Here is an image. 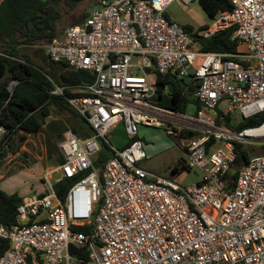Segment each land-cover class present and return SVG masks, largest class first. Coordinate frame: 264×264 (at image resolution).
Returning <instances> with one entry per match:
<instances>
[{
	"label": "built area",
	"instance_id": "1",
	"mask_svg": "<svg viewBox=\"0 0 264 264\" xmlns=\"http://www.w3.org/2000/svg\"><path fill=\"white\" fill-rule=\"evenodd\" d=\"M172 1L98 0L82 23L47 45L50 60L95 73L69 98L95 132L81 138L65 130L64 162L46 175V192L24 197L13 229L0 223V238L11 241L0 264H264V153L252 156L233 188L226 182L235 144L264 145V122L236 130L216 118V108L238 110L243 119L264 114V0H231L232 11L199 31L208 38L236 26L245 50L229 58L194 47L185 25L165 13ZM179 1L188 7L194 0ZM158 74L199 83L201 108L194 103L188 114L160 106L153 100ZM119 122L131 138L138 124L165 125L185 138L187 157L176 172L200 170L201 180L182 185L144 169L143 140L124 148L110 142ZM5 132L0 122V140ZM102 139L113 155L100 169L94 160ZM218 140L224 146L213 150ZM87 171L65 199L57 194L56 182ZM84 224L91 235L73 228ZM71 245H86L88 259L72 254Z\"/></svg>",
	"mask_w": 264,
	"mask_h": 264
},
{
	"label": "trees",
	"instance_id": "2",
	"mask_svg": "<svg viewBox=\"0 0 264 264\" xmlns=\"http://www.w3.org/2000/svg\"><path fill=\"white\" fill-rule=\"evenodd\" d=\"M84 0H1L0 2V122L6 127V132L0 140V166L9 154L20 151L27 136L43 129L47 123V117L51 114V106H55L60 114H67V120L56 129V146L58 158L56 163L64 162V156L58 146L65 130L72 129L79 137L85 138L94 134L89 122L70 104L69 98L78 92L73 90L76 85L93 83L95 73L89 70L73 69L65 62H54L48 54L44 58L46 68L35 63L31 56L23 52V48L29 45H45L59 33V23L63 16L74 13L78 5ZM210 21L221 11H232L234 5L231 0H198ZM98 2V0H97ZM82 23V22H81ZM78 24V23H76ZM208 24L200 26L197 30L190 25H185L195 42L204 52H216L226 55L228 58L239 53L240 43L235 36L236 26L222 30L211 37L204 38L199 31ZM47 52V49H46ZM14 82L13 86L10 83ZM173 83V91L168 84ZM189 88L184 92L185 86ZM199 83L180 79L173 74H158L156 78V93L153 100L160 106L170 110L186 112L188 106L199 102L194 92ZM58 87L63 93L54 92ZM217 122L224 123L236 130L245 127L258 126L264 122V114L243 119L239 123L233 121L232 113L224 112L216 108ZM48 127L54 130V126ZM193 133L187 129L183 135ZM135 136L122 146L129 145ZM212 138L209 145L214 143ZM264 148V145H261ZM254 146L236 143V157L227 173V188H233L240 170L248 164L252 158ZM264 153V152H263ZM260 153V154H263ZM113 155V151L107 141L101 140V150L94 160L97 168L103 169L107 160ZM91 170V169H90ZM89 170V171H90ZM177 166L174 167V171ZM85 173L74 177H65L54 184L57 194L65 199L69 188ZM25 196L18 192L9 193L0 186V223L11 230L18 224V207ZM74 229L91 235L92 225H75ZM9 239L0 238V255L9 247ZM71 253L87 260L89 251L86 245H71Z\"/></svg>",
	"mask_w": 264,
	"mask_h": 264
},
{
	"label": "rangeland",
	"instance_id": "3",
	"mask_svg": "<svg viewBox=\"0 0 264 264\" xmlns=\"http://www.w3.org/2000/svg\"><path fill=\"white\" fill-rule=\"evenodd\" d=\"M96 4L97 0H84L78 5L74 13L63 16L59 23V33L65 31L70 25L83 22ZM165 13L171 20L183 25H190L195 30L210 22V18L198 0H194L188 7H185L179 0H174L166 7ZM194 47H198L195 42ZM46 49L47 44L29 45L23 48V52L28 53L35 63L46 68V64L43 62L44 58L47 57ZM240 49L245 50V46H240ZM134 60L141 63L136 55ZM195 111L196 106L191 103L186 113L193 114ZM232 116L235 123L243 120V116L238 110L234 111ZM67 117L69 115L60 114L55 106H51V114L47 117V123L43 129L29 134L20 151L9 154L0 166V186L2 189L9 193L18 192L22 196L35 192H46L45 177L51 175L59 165L56 163L58 158L56 129L66 122ZM49 124L54 126V130L48 127ZM137 137L143 140L147 152V158L140 163L144 169L165 178L176 180L182 185L201 180L202 172L200 170L182 171L180 169L179 172L174 171V167L179 166L182 160L187 157L183 147V139L185 138L170 135L165 125L147 124H138ZM130 138L131 136L126 132L121 122L117 123L109 134L110 142L117 147L124 146ZM223 146L224 141L218 140L214 144L213 150ZM246 146H254L253 156L264 152L261 145Z\"/></svg>",
	"mask_w": 264,
	"mask_h": 264
},
{
	"label": "water",
	"instance_id": "4",
	"mask_svg": "<svg viewBox=\"0 0 264 264\" xmlns=\"http://www.w3.org/2000/svg\"><path fill=\"white\" fill-rule=\"evenodd\" d=\"M13 84H14V82L11 83V86H13ZM168 87H169L170 91H173L174 84L173 83H169Z\"/></svg>",
	"mask_w": 264,
	"mask_h": 264
},
{
	"label": "crops",
	"instance_id": "5",
	"mask_svg": "<svg viewBox=\"0 0 264 264\" xmlns=\"http://www.w3.org/2000/svg\"><path fill=\"white\" fill-rule=\"evenodd\" d=\"M0 2H1V0H0ZM20 194V193H19ZM31 195V194H30ZM24 196H28V195H24Z\"/></svg>",
	"mask_w": 264,
	"mask_h": 264
}]
</instances>
